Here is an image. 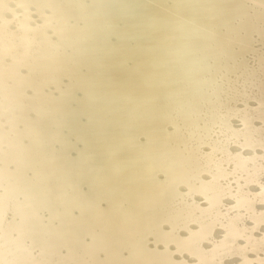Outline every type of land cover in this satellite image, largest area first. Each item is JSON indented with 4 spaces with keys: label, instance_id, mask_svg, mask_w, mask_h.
Returning <instances> with one entry per match:
<instances>
[{
    "label": "bare ground",
    "instance_id": "1",
    "mask_svg": "<svg viewBox=\"0 0 264 264\" xmlns=\"http://www.w3.org/2000/svg\"><path fill=\"white\" fill-rule=\"evenodd\" d=\"M0 245L14 264L264 260L221 191L264 164V0H7ZM3 20H0V25ZM251 144L253 147H244ZM242 157L236 161L235 157ZM237 163L243 167L237 169ZM215 178V179H214ZM264 183V174L257 177ZM239 181V183H237ZM207 197V199H206ZM251 198V197H250ZM256 213L264 204L254 203ZM227 214V215H225ZM255 250H252V249ZM231 253V254H228Z\"/></svg>",
    "mask_w": 264,
    "mask_h": 264
},
{
    "label": "snow or ice",
    "instance_id": "2",
    "mask_svg": "<svg viewBox=\"0 0 264 264\" xmlns=\"http://www.w3.org/2000/svg\"><path fill=\"white\" fill-rule=\"evenodd\" d=\"M261 6H264V3H262ZM7 8H8L7 0H0V11L6 10ZM0 20H3V24L0 25V29L6 30L9 21L4 20L2 16H0ZM244 147H253V145L248 144V145H244ZM260 147H264V144H261ZM259 159L264 161V156L259 157ZM234 160L240 161L242 160V157L237 156L234 158ZM241 167H243V164L237 163V169H240ZM261 174H264V164L260 165V168L257 170L255 174L247 178V184L249 185L258 184L259 187L261 188V191L255 196H252L251 193H244L243 188H241L240 192L233 195L231 187H229L227 191L222 190L219 197L216 200L208 199V203L211 205V207L205 210V211H212V209H214L220 204L221 199H223L225 196L230 197L232 200L235 201V205L229 208V212H237L240 209H246L247 213H250L247 216V218L254 221L255 226L253 228L251 229L238 228L236 225V222L242 221L244 217L237 215L234 219L231 220L229 224H224L220 222L219 220H217L216 222L208 225L206 231H205V227L202 226L201 231L192 233L189 239L185 241V245H191L193 242V239L196 237H199L201 241H207L209 243H213V241L210 238L213 234V230L216 227L226 229L227 234L224 236L222 241L216 244V248L213 249V253H216L217 251H220L221 249L228 248L229 239H232L233 241L235 239H247L250 244L253 243V238L249 235H246V233L255 232L258 230L260 225H264V212L256 213L254 209L252 208V205L254 203L259 202L261 204H264V183H262L259 179L255 178ZM237 183H239V181H237ZM0 239H3V237L0 236ZM255 243L261 246H264V239L256 241ZM180 250L183 252H188L189 255L193 256L199 261V264H210V262L208 261L205 255L203 254L198 255L196 251H193L191 249V247L182 246ZM252 250H255V249L253 248ZM228 254H231V253H228ZM0 264H14V262H11L7 259V255L4 251V245H0ZM183 264H187V262H183ZM245 264H253V262L245 261ZM256 264H264V260L258 261L256 262Z\"/></svg>",
    "mask_w": 264,
    "mask_h": 264
}]
</instances>
